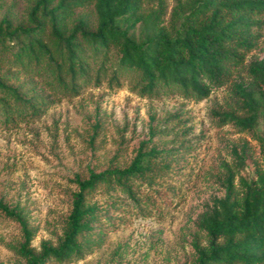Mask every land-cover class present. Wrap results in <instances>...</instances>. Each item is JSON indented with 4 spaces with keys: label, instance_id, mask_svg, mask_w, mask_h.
<instances>
[{
    "label": "trees",
    "instance_id": "1",
    "mask_svg": "<svg viewBox=\"0 0 264 264\" xmlns=\"http://www.w3.org/2000/svg\"><path fill=\"white\" fill-rule=\"evenodd\" d=\"M166 2L35 0L27 24L0 21V61L70 96L106 77L114 84L126 80L147 97L178 92L202 100L229 85L238 110L214 114L223 124L252 132L264 163V132L258 129L264 120V57H247L262 36L264 0H175L168 23ZM90 5L94 22L76 14ZM43 100L0 76V122L37 113ZM143 145L126 167L76 176L62 235L56 243L43 241L39 251L32 247L35 232L24 210L0 201V213L21 231L22 240L9 245L25 261L17 264L64 262L91 249L87 235L99 206L88 195L102 187L134 197L136 183L148 177L160 153ZM231 156L216 165L218 193L195 221L193 259L183 264H264V165L254 160L252 174H245L252 159L247 144L233 148Z\"/></svg>",
    "mask_w": 264,
    "mask_h": 264
},
{
    "label": "rangeland",
    "instance_id": "2",
    "mask_svg": "<svg viewBox=\"0 0 264 264\" xmlns=\"http://www.w3.org/2000/svg\"><path fill=\"white\" fill-rule=\"evenodd\" d=\"M34 3L0 0V21L27 24ZM174 5L175 0H167L166 23ZM76 14L96 20L92 5ZM247 57H264V29ZM14 73L0 61V76L23 92L40 94L44 102L35 114L0 122V201L27 214L37 251L43 241L56 243L62 235L76 176L86 179L90 171L128 166L142 142L144 151L160 152L148 177L136 183L134 197L121 190L109 194L102 187L88 195L99 206L87 235L91 249L82 257L47 264L191 261L195 221L218 193L214 174L219 161L230 160L233 148L247 144L252 159L245 174H252L254 160L264 165L255 135L223 124L214 114L238 110L229 85L202 100L178 92L147 97L126 80L114 84L106 77L70 96L55 93L22 71ZM258 129L264 132V120ZM21 240L17 223L0 213V264L25 263L9 248Z\"/></svg>",
    "mask_w": 264,
    "mask_h": 264
}]
</instances>
